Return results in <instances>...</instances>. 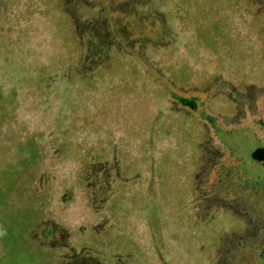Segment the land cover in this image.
I'll use <instances>...</instances> for the list:
<instances>
[{
	"label": "rangeland",
	"instance_id": "rangeland-1",
	"mask_svg": "<svg viewBox=\"0 0 264 264\" xmlns=\"http://www.w3.org/2000/svg\"><path fill=\"white\" fill-rule=\"evenodd\" d=\"M260 96L264 0H0V264H263Z\"/></svg>",
	"mask_w": 264,
	"mask_h": 264
},
{
	"label": "flooded vegetation",
	"instance_id": "flooded-vegetation-1",
	"mask_svg": "<svg viewBox=\"0 0 264 264\" xmlns=\"http://www.w3.org/2000/svg\"><path fill=\"white\" fill-rule=\"evenodd\" d=\"M259 100L261 101V104L264 103V96H260ZM188 106L193 109L195 105H193V103L188 104ZM249 116L252 119V122L255 124L256 129L255 130H251V135L253 137H256L257 135H259L261 138L264 139V105L261 106L260 109H257L256 111H251L248 113ZM257 181H254L251 185H250V189L253 192H260L261 195L264 197V177H257L256 179ZM260 249H259V259L263 260V264H264V236L260 241Z\"/></svg>",
	"mask_w": 264,
	"mask_h": 264
},
{
	"label": "trees",
	"instance_id": "trees-1",
	"mask_svg": "<svg viewBox=\"0 0 264 264\" xmlns=\"http://www.w3.org/2000/svg\"><path fill=\"white\" fill-rule=\"evenodd\" d=\"M144 2H145V1H144ZM65 4L67 5V4H68V2H66V1H65ZM173 4H174V3H173ZM180 101H181L182 103H184V102H185V101H183V100H180Z\"/></svg>",
	"mask_w": 264,
	"mask_h": 264
}]
</instances>
